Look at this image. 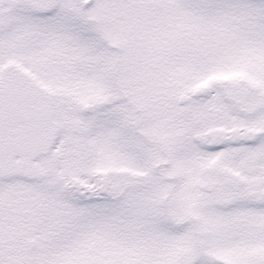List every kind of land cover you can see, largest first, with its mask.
<instances>
[{
  "label": "snow or ice",
  "instance_id": "snow-or-ice-1",
  "mask_svg": "<svg viewBox=\"0 0 264 264\" xmlns=\"http://www.w3.org/2000/svg\"><path fill=\"white\" fill-rule=\"evenodd\" d=\"M0 264H264V0H0Z\"/></svg>",
  "mask_w": 264,
  "mask_h": 264
}]
</instances>
